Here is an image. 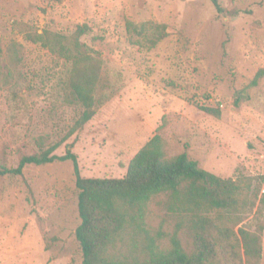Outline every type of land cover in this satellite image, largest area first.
Instances as JSON below:
<instances>
[{
    "label": "rangeland",
    "instance_id": "obj_1",
    "mask_svg": "<svg viewBox=\"0 0 264 264\" xmlns=\"http://www.w3.org/2000/svg\"><path fill=\"white\" fill-rule=\"evenodd\" d=\"M220 3L223 13L212 0H0V166L59 143L54 153L71 145L83 176L120 178L159 133L170 156L186 151L221 177L252 180L241 223L230 224L262 232L264 264V72L252 84L264 71V0ZM128 19L166 24L169 34L154 47L134 44ZM83 23L114 94L69 136L84 109L67 102L69 64L30 35H71ZM78 193L70 159L2 177L0 264H84ZM164 198H152L146 222L162 226L168 247L176 219Z\"/></svg>",
    "mask_w": 264,
    "mask_h": 264
},
{
    "label": "trees",
    "instance_id": "obj_2",
    "mask_svg": "<svg viewBox=\"0 0 264 264\" xmlns=\"http://www.w3.org/2000/svg\"><path fill=\"white\" fill-rule=\"evenodd\" d=\"M212 2L224 12L220 0ZM126 26L130 41L143 46L150 43L154 47L169 34L166 24L154 21L128 19ZM90 30L83 23L71 35L50 30L30 35L69 64L67 102L84 108L69 136L114 94L110 81L103 77L99 53L82 41ZM263 72L256 74L252 84L258 83ZM202 109L221 115L219 108ZM59 146L56 143L40 153L23 155L15 167L0 166V184L5 175H23L27 164L72 160L81 217L76 237L84 264H262V232L230 224L235 216L237 225L241 223L244 191L252 188L250 178L221 177L200 167L186 151L170 156L167 141L159 133L133 156L126 175L120 178L83 176L71 145L62 155L54 153ZM159 194L166 196L162 205L176 219L168 247L162 245L168 235L162 226L154 231L146 222L149 203ZM260 200L264 203V194ZM180 232L190 239L191 248L184 246Z\"/></svg>",
    "mask_w": 264,
    "mask_h": 264
}]
</instances>
